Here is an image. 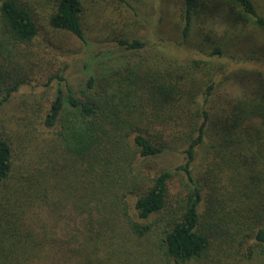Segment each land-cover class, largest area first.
I'll return each instance as SVG.
<instances>
[{
	"label": "trees",
	"instance_id": "obj_1",
	"mask_svg": "<svg viewBox=\"0 0 264 264\" xmlns=\"http://www.w3.org/2000/svg\"><path fill=\"white\" fill-rule=\"evenodd\" d=\"M218 1L177 0L184 37L195 22L213 28L208 12ZM224 1L235 18L264 29L253 0ZM52 10V28L88 43L81 0H55ZM0 18L14 44H30L39 34L23 0H1ZM106 43L119 52L146 46L128 38ZM222 53L216 48L213 54ZM172 67L113 68L102 79L91 75L79 91L56 75V97L43 118L52 135L38 150L31 141L34 160L16 163L12 144L0 137V264L135 263L138 245L151 237L175 264H264V158L257 156L255 136L263 134L264 96L246 93L213 113L208 105L217 81H205L200 103L187 89L186 72ZM20 85L7 88L6 98ZM209 123L225 126L213 147L231 158L227 172L215 173L214 157L205 169L197 166ZM176 140H183L185 162L176 170L185 183L174 195L172 171L148 161L171 153ZM247 174L259 180L258 192L253 186L256 195L238 189L236 196L229 189L248 185Z\"/></svg>",
	"mask_w": 264,
	"mask_h": 264
},
{
	"label": "rangeland",
	"instance_id": "obj_2",
	"mask_svg": "<svg viewBox=\"0 0 264 264\" xmlns=\"http://www.w3.org/2000/svg\"><path fill=\"white\" fill-rule=\"evenodd\" d=\"M23 1L32 9L39 27L33 42L14 44L5 33L0 18V137L12 144L16 163L20 159L28 163L31 157L34 160L35 144L31 141L35 139L38 150V145L44 146L43 137L52 135L43 126V118L56 97L58 80L55 77L59 74H64L70 86L79 91L91 75L102 79L111 74L113 68L133 67L139 62L172 64V69L186 72L190 80L187 89L200 103L205 98V81L208 78L217 81L208 105L213 113L225 108L228 100L242 98L246 93L259 92L264 96V29L252 21L244 23L235 18L224 0L218 1L208 12L213 28L204 29L195 22L188 37L183 36V17L177 0H81L88 43L51 27L49 15L55 0ZM253 2L264 16V0ZM120 38L139 39L146 46L142 50L124 52H119L118 45L107 46L106 42ZM216 48L222 49L221 56L213 54ZM194 60L206 63L196 67ZM16 83H21L20 87L6 98L7 88ZM209 128L208 137L198 150L197 166L205 169L214 157L211 167L216 169L215 173L220 174L224 168L223 172H227L230 163L225 160L231 158L224 153L218 156L220 150L213 147L222 127L218 129L216 123H209ZM261 131L263 134L255 133L256 153L264 158V129ZM171 145L174 149L171 153L148 162L154 163L156 168L172 171L171 193L175 195L185 183L184 174L176 170L184 164L185 156L183 140ZM246 176L248 185L236 190L230 187L236 196L240 195L238 189L245 196L257 194L259 180L254 183L250 174ZM224 180L230 183V177L225 176ZM253 186L257 192L251 189ZM206 189L210 192V186ZM244 206L241 199L235 208L241 211ZM145 242V245H138L140 259L127 264H175L164 257L155 238Z\"/></svg>",
	"mask_w": 264,
	"mask_h": 264
}]
</instances>
